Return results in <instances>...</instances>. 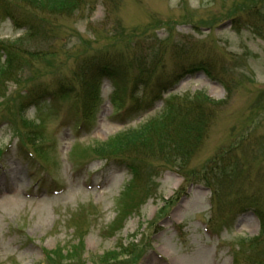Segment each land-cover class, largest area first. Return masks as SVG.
I'll use <instances>...</instances> for the list:
<instances>
[{"label": "rangeland", "instance_id": "rangeland-1", "mask_svg": "<svg viewBox=\"0 0 264 264\" xmlns=\"http://www.w3.org/2000/svg\"><path fill=\"white\" fill-rule=\"evenodd\" d=\"M78 1L70 15L21 7L34 26L28 34L8 19L0 20V39L20 40L16 53L23 80L56 90L73 83L78 62L99 51L111 50L118 58L122 54L135 62L147 57L137 65L147 68L149 89L144 94L128 75L126 106H134L133 97L144 98L146 107L158 93V84L172 87L175 80L163 99L173 100L174 110L199 100L206 107L195 124L210 116L200 145L186 141L182 147L191 148L186 170L192 174L206 166L210 169L219 157L218 172L242 176H230L223 185L215 183L217 195L212 198L205 185L193 184V176L184 181L166 170L150 176L165 161L158 152L139 153L137 159L149 166L143 168L147 176L139 182L143 192H132L131 197L136 205L146 202L111 233L108 226L131 177L123 165L111 166L91 152L82 158L84 165L74 164L71 149L94 147L143 125L163 113L164 101L143 115L133 113L126 123V114L115 117L109 101L114 89L110 80L100 85L102 101L89 107L83 106L82 97L46 99L25 116L44 135L48 162L30 155L31 148L20 150L11 125L0 124V264H46L48 252L67 256L78 243L75 229L70 228L74 224L86 235L80 260L85 264L100 261L107 251L124 255L120 246L137 251V260L123 256L115 262L109 256V263L232 264L234 252L240 250L239 264H249L248 243L260 235L259 220L252 211L231 221L229 216L240 207L236 201L250 196L264 205V0ZM10 7L20 16V10ZM31 54L34 58L28 59ZM0 58L4 60L2 54ZM137 65L132 70L135 76ZM77 89L81 92L79 85ZM25 90L8 84L4 110L16 112ZM86 110L89 113L83 114ZM4 113L10 117V112L0 115ZM86 119L88 123L83 122ZM237 144H241L238 150ZM81 213L86 219L75 223ZM215 213L227 216L229 222L222 226L212 221Z\"/></svg>", "mask_w": 264, "mask_h": 264}, {"label": "trees", "instance_id": "trees-1", "mask_svg": "<svg viewBox=\"0 0 264 264\" xmlns=\"http://www.w3.org/2000/svg\"><path fill=\"white\" fill-rule=\"evenodd\" d=\"M87 0H84L86 2ZM14 6L16 9L20 10V16H16L10 7ZM79 5L78 0H0V20L1 19H11L17 29H25L26 33H30L34 27L31 20L22 12V8H31L37 12H43L49 15H63V14H72L75 8ZM249 11H246V13ZM17 41H5L0 39V56H5L4 60L0 58V113L10 112V117L7 118V115L1 114L0 116L11 123V126L14 129V133L21 138V141L28 146H31L36 154L37 158H40L42 162L46 163L49 160L47 154L44 153V142L43 134L40 133L37 128L30 125L23 119V114L26 109L31 106H37L46 99L55 97H63L64 99H71V97H76L78 100L82 97L84 107H89L91 102L100 101V83L101 78L112 79L114 84V92L111 97L112 102L116 112H122L127 109L126 100L127 95V76L133 77L134 87L144 88V94L149 89L148 77L145 74H148V70L143 69L140 65H137V62H145L146 60L143 57H140L138 60H127L126 57L122 54H118L120 58L113 55L110 51H99L95 53L92 57L86 56V59L81 63L78 62L76 71H73V74L78 75L75 77L74 82H69L62 85V88L56 90H48L47 88L42 89L40 86L33 84L31 82H25L23 80V75L21 76L20 64L17 62V53H20L16 46H18ZM17 51V53H16ZM34 58V56L29 55L28 59ZM130 61V62H129ZM135 62V63H132ZM137 65V70L139 72L138 76L133 74L134 65ZM149 75V74H148ZM23 80V81H22ZM35 80H33L34 82ZM78 81V82H77ZM132 81V82H133ZM176 81H173V85ZM8 84H14L16 87L25 90L24 98L20 102L19 107H15L16 112L9 111V109L4 110L7 107V96L6 92L8 90ZM60 84V83H59ZM58 84V85H59ZM77 85L80 86L81 92L77 89ZM169 86H162L158 84V93L154 94L155 96L151 99L153 102L155 99L160 98L163 93L171 89ZM7 89V90H6ZM76 95V96H75ZM89 96L92 97L91 100H88ZM125 96V98H124ZM146 98V97H145ZM15 99V98H14ZM134 106H131L130 109H127V113H139L141 110V105L143 98H133ZM205 101L213 102L210 98L207 99L205 96ZM214 103V102H213ZM215 104V103H214ZM218 104V103H216ZM28 105V106H27ZM152 105V104H151ZM28 108H26V107ZM203 107H206L199 100L189 101L186 104L184 109L174 110L173 100L167 102L164 112L146 121L143 125H139L136 128H129L125 131H122L115 135L114 137L107 140L105 143H99L94 147L86 148L84 150L78 149L75 147L73 152V159L75 162H80L84 157H89L91 152L95 158L107 159L114 165H123L127 170L133 173L134 180L131 187H127L125 193L123 194V201L126 200L125 204L121 208L120 214L122 218H118L113 225L110 227L111 230H115L118 223L122 222L127 216L131 215L132 211L137 209L134 199L131 197V193H138L139 191L143 192V186L139 184L142 180H145L146 173L144 174L143 168L149 166L143 160H139L140 156H137L139 153H145V155L155 156L156 152L160 154V159L164 162L165 165L161 164L154 166L151 170L150 176L158 175L160 172L166 169L176 170L179 174L185 177L186 181H189L188 178L192 177L194 179L193 183H205L208 187L213 189L215 196L217 195V187L215 183L223 185L226 182L227 178L230 176H235L236 178L241 177V174H236V172L222 173L218 172L221 167V160L219 157L215 158L214 164L209 169L207 166L205 170H196L192 174L189 173V170H186L185 164L189 161L191 154V148L187 145L184 147L186 141L187 144L191 143H200L202 139L205 138V134L208 129L209 114L205 116L203 120L195 124V119L199 117L202 118ZM147 109V108H144ZM35 125V124H34ZM174 131V132H173ZM155 142H158L156 149L154 148ZM198 144L196 148L198 147ZM200 145V144H199ZM237 144L236 149H239ZM233 148L231 149L232 153ZM230 151V150H229ZM228 151V152H229ZM166 153V154H165ZM39 154L40 156H38ZM91 154V155H92ZM136 154V156H133ZM92 155V156H93ZM224 158V156H221ZM231 168V166H228ZM229 190V189H228ZM131 204L129 210V203ZM237 205L240 207L234 212L230 213L235 215L237 213H243L249 210L257 215L261 223L260 235L250 240L248 243V251L251 253L249 257V264H264V205H262L259 200L249 197L246 200L240 202L236 201ZM125 209L126 211H123ZM224 209V208H223ZM225 213L226 212L225 209ZM120 216V217H121ZM224 216V215H223ZM228 220L227 216L221 217L218 216V221L226 222ZM117 224V225H116ZM119 229V228H117ZM80 231V230H79ZM83 241H81L79 246L72 248V251H68L67 256H64L62 252H52L50 255H54L56 259L50 257V261L55 264H62L61 261L69 260L80 262L81 256L78 251L83 247ZM124 249L125 254L122 255L120 252L112 251L109 254V251L105 252L103 256H100L101 264H111L109 256L112 257V260L118 262L123 256L133 257L134 260L138 258V252H132L128 248L120 247V250ZM76 251V252H74ZM243 251H241L242 254ZM241 254H237L235 257V263L239 264V259Z\"/></svg>", "mask_w": 264, "mask_h": 264}]
</instances>
